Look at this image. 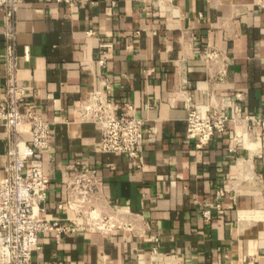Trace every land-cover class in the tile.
<instances>
[{"label":"crops","instance_id":"1","mask_svg":"<svg viewBox=\"0 0 264 264\" xmlns=\"http://www.w3.org/2000/svg\"><path fill=\"white\" fill-rule=\"evenodd\" d=\"M5 14L0 7V87ZM12 27L28 88L22 110L35 105L51 123L41 161L52 180L50 214L65 216L54 202L65 197L67 167L82 159L133 227L60 241L44 234L35 264H264V126L248 119H264V0H23ZM206 44L229 56L225 82L209 77ZM101 87L145 119L142 167L103 152L100 125L82 120V101ZM189 100H211L233 118L203 150L186 135ZM6 163L0 124V174ZM220 189L234 199L207 219Z\"/></svg>","mask_w":264,"mask_h":264},{"label":"built area","instance_id":"2","mask_svg":"<svg viewBox=\"0 0 264 264\" xmlns=\"http://www.w3.org/2000/svg\"><path fill=\"white\" fill-rule=\"evenodd\" d=\"M22 1L0 0V7L5 8L6 13L3 33L7 38L5 84L0 87V124L5 128L7 143V163L4 174H0V264H35L34 252L42 248L40 237L44 234H51L60 241L67 233L112 235L119 229H133L130 223L125 222V213L112 206L98 170L82 159L67 167L65 197L54 202L53 209L65 216L50 214L52 180L41 161L51 147V123L35 105L22 110L28 88L19 80L16 38L12 27ZM101 52L105 54V50ZM201 54L209 77L214 82H225L230 63L227 53L206 44L201 46ZM98 63L104 66L106 58H101ZM102 84L109 89L110 78L104 77ZM81 117L84 122L100 125L103 152L123 154L142 167L145 119L138 117L131 105L120 107L106 96L101 87L92 90L82 101ZM248 119L254 125L264 126L263 118L248 116ZM232 121L233 118L211 100L206 103L189 100L186 135L196 140L197 149L203 150L216 136L224 133ZM236 141L239 142L240 137L236 136ZM226 197L234 199L230 192L220 189L215 200L207 203L204 216L210 219L212 210L221 209L222 200ZM46 264L71 263L60 260Z\"/></svg>","mask_w":264,"mask_h":264}]
</instances>
